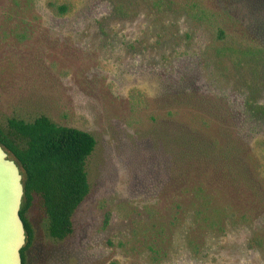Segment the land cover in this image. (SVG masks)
I'll return each mask as SVG.
<instances>
[{"label":"rangeland","instance_id":"1","mask_svg":"<svg viewBox=\"0 0 264 264\" xmlns=\"http://www.w3.org/2000/svg\"><path fill=\"white\" fill-rule=\"evenodd\" d=\"M232 38L264 49V0H0V124L97 140L73 234L30 210L26 264H264V55ZM192 134L240 147L247 180L187 159ZM200 189L248 221L196 222Z\"/></svg>","mask_w":264,"mask_h":264},{"label":"trees","instance_id":"2","mask_svg":"<svg viewBox=\"0 0 264 264\" xmlns=\"http://www.w3.org/2000/svg\"><path fill=\"white\" fill-rule=\"evenodd\" d=\"M49 7L63 15L68 11L66 5L49 3ZM200 14L210 22L211 15H215L207 8L201 9ZM214 28L218 39H228L223 28ZM231 41L242 49L251 46L256 53L264 55L262 46L250 45L244 40L238 42L234 38ZM256 110L264 114L263 107H256ZM193 136L188 135L189 153L185 154L190 155L187 159L199 164L206 162L216 168L233 165L235 174L247 180L248 170L241 164L243 150L240 147L226 145L217 149L209 141L199 142ZM0 144L18 162L24 176L20 216L27 236L26 245L21 250L23 264H26L28 251L34 242V231L27 218L30 210L38 209L45 215L51 239L64 241L73 234L74 216L91 192L88 167L97 140L91 133L57 125L49 117L41 115L29 121L13 117L0 124ZM195 195L196 222L202 221L208 227L223 229L225 221H230L232 225L248 221L245 214L239 216L230 205L213 207V199L202 189ZM107 223L108 218L105 226ZM253 242L258 241L254 239Z\"/></svg>","mask_w":264,"mask_h":264},{"label":"water","instance_id":"3","mask_svg":"<svg viewBox=\"0 0 264 264\" xmlns=\"http://www.w3.org/2000/svg\"><path fill=\"white\" fill-rule=\"evenodd\" d=\"M24 176L18 162L0 144V264H23L26 230L20 216Z\"/></svg>","mask_w":264,"mask_h":264}]
</instances>
